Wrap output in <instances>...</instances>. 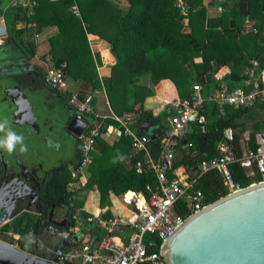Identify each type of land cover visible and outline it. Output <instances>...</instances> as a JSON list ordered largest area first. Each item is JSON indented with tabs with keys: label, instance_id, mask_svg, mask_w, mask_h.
I'll use <instances>...</instances> for the list:
<instances>
[{
	"label": "trees",
	"instance_id": "16d2710c",
	"mask_svg": "<svg viewBox=\"0 0 264 264\" xmlns=\"http://www.w3.org/2000/svg\"><path fill=\"white\" fill-rule=\"evenodd\" d=\"M36 1L38 5L31 15L20 5L8 11L6 18L12 30L19 36L25 33V30L15 29L19 21L35 24L38 33L56 26L59 33L50 38L52 56L67 62L68 77L92 83L94 86L99 82L96 68L88 62L91 48L87 33L99 35L109 41L112 52L118 60L113 67V76L107 88L112 110L119 117H123L126 113L135 115L137 123L133 129L138 134L151 138V156L156 160L160 158L163 150L162 140L166 132L163 118L175 114L177 110L167 109L164 114L156 115L153 110L145 106L146 99L155 96V93L143 87L136 88L134 102L131 104L130 85L137 78L151 74L155 85L159 87V94L169 99L170 93L177 105H181L191 100L193 96L195 84H191L193 72L190 69L196 70L194 72L198 84L205 89L211 90L215 87L216 90L223 80L231 83L235 80L246 82L249 76L247 73L243 74L242 70L250 65L251 59L257 60L264 54V48L260 47L257 52L245 56L241 43L243 38L238 40L243 34L240 27L244 18L255 21L253 30L257 31H252L253 34L249 36L255 33L264 34V0H240L234 7L223 5L221 29L206 28L207 9L203 0H117L121 3L125 1L130 6L129 11L124 15L117 5L108 0ZM221 1L228 3L227 0ZM74 3H77L81 17H77L74 13L72 9ZM254 37L258 38V35ZM32 47L35 48L36 45L33 44ZM197 58H202V62L196 63ZM225 65L230 66L234 71L223 80L215 79V73L218 71L214 70ZM229 88L234 89L232 85ZM259 104V107L264 109V103ZM250 110L227 107L224 116L219 115V111L216 110L207 116L205 131L193 123L188 135L175 141L176 159L173 169L183 167L187 172L198 170L203 161L222 157L224 154L219 147L225 143L233 149L234 161L230 164V170L234 182L245 188L259 181L256 163L243 162L245 156L242 140L246 130L242 119ZM228 128L235 131L232 142L225 139L224 133ZM256 135L257 133L253 132L249 142L252 152L257 148ZM121 139L125 146L131 147V139L128 136L123 134ZM143 160L145 156L137 154L133 162L136 164ZM90 171L92 174L86 188L96 187L99 190L102 205L105 204L110 192L120 196L131 190L148 195V187L154 190L159 188L155 173L147 168L138 172L135 167L130 170L125 169L119 162L106 167V163L97 153ZM71 175V171H66L49 181L45 190L47 203L71 207L73 196L77 195V192L68 190L72 180ZM193 178L196 179L195 188L203 192L209 204L229 194L223 177L216 171L202 175L198 171ZM82 206L83 203L76 199L71 207L72 221L77 215L84 223L83 230L74 236L80 240V237L89 235L90 241L99 243L109 235L108 229L95 219L90 220L91 215L88 213L78 212L76 208ZM178 211L185 216L189 214L184 203L180 204ZM109 218L111 214L107 212L103 219L109 220ZM43 220H46L45 225L42 224ZM50 225L52 224L47 217L37 219L30 214H24L14 221L12 231L25 237L30 229H34L38 236H42L44 228ZM69 228L70 224L66 229ZM121 228L124 229L123 226ZM9 230L10 227L6 226L2 231ZM151 239L153 237L150 235L146 237V241ZM48 244L54 250H59L62 246L61 240H53L51 237ZM159 247L160 242L157 247H148V252H158ZM43 258H48L47 252L43 254Z\"/></svg>",
	"mask_w": 264,
	"mask_h": 264
},
{
	"label": "crops",
	"instance_id": "0c3cea01",
	"mask_svg": "<svg viewBox=\"0 0 264 264\" xmlns=\"http://www.w3.org/2000/svg\"><path fill=\"white\" fill-rule=\"evenodd\" d=\"M33 1H35L37 3L34 6H32ZM108 1H110L114 5H117L122 10L123 15L126 14L130 9L129 4L126 3L125 1H122V3L120 1H117V0H108ZM238 1H240V0H227L228 3H223L221 0H203V4L207 9L206 28H208V29H221V15L223 12V5H226L227 7H230V6L234 7L238 3ZM16 5H20V6L25 7L26 12L31 15L34 13V8L38 5V2L36 0H30L29 2H24V3L17 2L16 0H0V25L4 24L6 26L7 36L5 38H7L8 36L11 35L12 37H14V38L17 37L18 39H21L22 41H24L26 44L30 45L32 50H33V53L29 54L30 56L28 55V57L30 58L29 61L31 64H36V65L43 67V68L46 67L47 69H49L51 67H53L55 69V63L59 59H55L51 54L52 46L50 43V38L58 35V33H59L58 28L56 26H53V27H49V28L44 29L41 33H38V32H36V25L35 24L27 23L25 21H19L16 24L15 29L18 31L19 30H25V33L22 36L17 35L15 33V31L12 30L10 22L6 18L8 11ZM72 9H73V11L75 9L78 10L79 16L77 15V17H81L77 3H74ZM74 13H75V11H74ZM241 22H242V25H241L240 29L243 31V34H242V36H240L238 38V40H242V38H243V40L241 42V43H243L242 51H243V54L248 57L249 53L257 52L260 49V47L264 48V36H263L264 34L255 33L254 35H258V38H255L254 35L249 36V35L253 34V33H251L252 31H254V32L257 31V30H253V27L255 25V21L250 20L248 18H244ZM249 30H250V32H249ZM187 32H190V30H187ZM44 34H47V37L44 36ZM44 37H46V39L42 40ZM87 38H88L89 45L91 48V55L89 57L88 62L91 66L96 68L97 81L99 83L96 86H94L92 83H86L83 80H75L71 77H68V72H67L66 76L60 72L64 76V78L66 77V79H65L66 85H65L64 89H62V91H68L69 93H71L73 95L72 89L77 88V90H76L77 94L73 95V97L77 98L81 102H84L85 98H87V96L92 95V97H93L92 107L96 110L97 114L96 115L82 114L76 108H73V109H71V111H69L67 108H64V107L60 108L61 106L58 108L59 105H57V108H56V106L52 107V105H51V108H49L50 101L44 100V102L46 101L47 104L46 103L41 104V106L42 107L46 106L48 108V109L47 108L46 109L50 110L52 113V114L47 113V115L51 114L52 116H55L56 118H58L60 115L64 116L65 118L69 116L70 121H65V123H66L65 124V130L66 131H67V127L70 124V122L76 117L85 121L88 124V128L85 130L83 135L80 137H75V135L68 133V135L65 136V138L67 137L65 142L59 143L60 141H57L56 137H54L55 134H53L56 131V127L51 131L48 130V132L44 131L42 133L43 129L41 128V123L39 120L36 125H37V127L38 126L40 127V133L36 134V133H30L27 131L26 138H28L30 141H32L31 138H35L36 142H38V144L40 146V150L39 149L35 150L34 148L31 147L30 152H31V150L34 149L33 151H35L36 154L28 153L29 157H27V156L22 157L16 153L15 156L20 161L19 163L24 165V166L31 167L32 165L41 164L43 166L44 170H50L51 168H53V165H58V166L63 165L62 164L63 161L60 160V157H59L60 155L54 154L53 158L51 157V155H49L48 157L44 155V154H48L47 152H49L50 148L62 149V153L67 151L66 153L68 155H70V157H71L75 152H77V147L75 144L76 140L82 139V137H84L86 134H88L90 129L94 128V126H98V127H100V136H99V140L97 141L96 150H95L94 155H93V162H92L91 166L94 163V156L97 153L99 158L102 159L104 161V163H106V167L115 165L116 163L119 162V164H121L125 169L130 170V169H133L135 167L138 172H142L144 168H147L148 156L145 155L144 153H140V152H137L136 150H134V148L132 146V140H131V147L124 145L121 138H122L123 134H125L124 133L125 127L122 125L121 121L118 120V118H120L122 121L124 120L126 126H129L131 129H133V126L136 125V123H137L136 117L132 113H129V114L126 113L123 117L117 116L112 110V107H111V104H110V101L108 98V94H107V88H108L110 79L113 76V67L118 63L117 57L112 52V45L109 41H107V40L103 39L102 37H100L99 35H96L93 33H87ZM0 39H3V38H0ZM33 44L36 45L35 48L32 47ZM62 60H64V59H62ZM201 62H202V58L196 59V63H201ZM66 64H67V62H66ZM67 67H68V64H67ZM250 69H254L256 71V76L259 79H261V80L264 79V54L260 55V57L257 58V60L251 59L250 65H248L245 69L242 70V71H244L243 74L248 73V71ZM229 70H230V73H228ZM190 71H196V70L190 69ZM214 71H218L217 73L222 74L223 76H222V79H220V80H223V79H225V77L230 75L231 71H234V69L232 70L230 66L225 65V66L221 67L220 69L214 70ZM195 77H196V75H195ZM195 82L197 83L196 78H195ZM222 84H227L228 86L232 85L234 88L243 87V88L249 90V86L243 80H235L232 83L230 81L223 80V83H221V85ZM137 87L147 88V89H150L151 91H153L155 93V96H151V97H148L146 99L145 106H146V108L153 110L156 115L164 114L167 109L177 110L176 109L177 103L175 102V99L172 96V94L169 93V95H168L169 99H167L163 95L159 94V90H158L159 87H157L155 85L153 77L151 74H146V75H143V76L137 78V80H135V82L130 85L129 102L131 104L134 102V95H135V90ZM214 88L215 87H212L211 90H209L208 88H206V89L204 88V90L207 93L209 91H213ZM22 89L24 90V88H21V90ZM27 89H29V88H27ZM169 90H171V89H169ZM96 96H101V98L98 99ZM164 99H166L167 101ZM33 100L36 101V99H33ZM37 102L40 105V103H39L40 101L37 100ZM259 105L256 106V108L251 109L248 112V114H246L243 117L242 121L246 123L248 120L253 121L255 118H257L259 115V111L264 110L263 108L259 107ZM15 112H16V109H15ZM177 113H179V111H177L175 114L177 115ZM173 115H170V116L163 118V124L165 126L169 125L170 120L173 117ZM247 117H248V119H246ZM11 118H12V122L15 125L14 116ZM11 118H10V122H11ZM42 118H43V121L46 123V129H48L50 127V125H52V124H50L51 123L50 120L45 118V116H42ZM39 119H41V117ZM251 125L253 126L255 133L260 134V133H258L257 130H258V128L264 126V121H260V120L254 121V122H251ZM6 127H7V123H6ZM27 127L28 126H24L23 128H27ZM102 129H104V130L102 131ZM148 129H149V127H148ZM245 130H246V132L250 133V131L248 129L245 128ZM0 131H1L0 133L2 136L6 135V133H7L5 129L0 130ZM49 142H51V145ZM47 146L49 147L48 150H47ZM64 149H65V151H64ZM243 149H244V156L246 159L248 154H250L252 151L250 152V150L247 149V144H243ZM247 152H248V154H247ZM137 154L144 155L145 160L139 161L135 164L133 162V159H134V156ZM150 154H151V147H150ZM56 160H58V161H56ZM91 166L89 167V169H87L85 171L84 176H83L82 188L80 191L77 192V195H76L77 199H79L83 203V206H82V208H79V209L76 208V209L78 210V212L84 211L85 213H88L89 215H91L90 220L95 219L96 222L100 223L103 227H107L106 222L108 220H104L103 216L106 215L108 212L111 214V218H109V220L117 221L119 224H121L120 228L122 226L124 227V229L121 228V231L123 233L125 232L127 235H131L132 230H131L130 224H128V222L131 219H133L134 215H133L132 209L127 204H125L124 199H123L124 194L127 193L128 191L123 193L120 196L116 195L114 192H110L109 196L107 197L105 204L102 205L101 204V193L99 192V190L96 187L93 189H87L86 188V185L89 182V179L91 178V174H92L90 171ZM14 169L15 168L13 167V170ZM17 170H19V169L17 168ZM197 172H198V170H196V169H193L191 172H187L185 170V168L181 167V168L175 170V174L171 173L170 176H177L183 182H186L188 180H193L194 179L193 177H196ZM155 175H156V173H155ZM156 177H157V175H156ZM228 190H229V188H228ZM56 206H57V209L55 212L54 219L58 222H63L69 216L70 219L68 220L69 222H67V225H68V223H70V228L69 229H61V228H58L54 224H52V225L57 227L58 230H60L62 232H71L69 237H67V239L69 241V245L64 249H59V250L65 252V253L77 252L82 247V245L84 243L90 241L89 235H84V236L80 237L79 238L80 240H77L74 236L75 234L80 233L81 230H83L84 223L81 220H79L78 216L76 215V216H74V219L76 220V226L73 228L71 226V222H72L71 214L73 213L72 208L68 207V206H66V207L58 206V205H56ZM26 214H30V215L36 217L37 219L41 218V217H46L43 215H38V214H36L30 210L25 212V215ZM19 218L20 217H17L16 219H19ZM16 219H14V220L10 221L8 224H6V226L10 227L9 231H6V232L2 231L4 229V227H6V226H0V233L3 235V237H6L7 235L8 236L13 235V237L15 239V241H8L7 240V242H10L11 244H15L14 247L22 249L24 251H27V252H29L33 255L39 256L41 258H43V254H45L46 252L48 253V258H45V259H53V258L57 257L55 255V252L58 250H54L53 248H51L52 246H50L49 244H48V246H46L47 244L44 245L45 250H43L42 253H35L31 249V244H29L27 242L26 237H23L19 234H15L12 231L13 224H14V221ZM30 230L28 231V233L30 232ZM45 235L50 236L51 239H53V240L59 239L63 243L62 237H59V236L53 235V234H49L46 231V227L44 228V231L42 232V236H39V241L41 243L43 242L42 239ZM118 236L119 237L121 236V232L118 233ZM118 236H117V238H118ZM0 238H2L1 235H0ZM66 263L67 264H84L82 259H72V260H68Z\"/></svg>",
	"mask_w": 264,
	"mask_h": 264
},
{
	"label": "built area",
	"instance_id": "2783aa9c",
	"mask_svg": "<svg viewBox=\"0 0 264 264\" xmlns=\"http://www.w3.org/2000/svg\"><path fill=\"white\" fill-rule=\"evenodd\" d=\"M17 2H29L30 0H16ZM35 1L32 6L36 5ZM79 16L78 10H74ZM250 32V30H249ZM230 73V70L229 72ZM219 73L215 74V79L220 80ZM249 78L246 84L249 90L243 87L230 89L227 84H222L219 88L206 93L201 84L193 86V96L191 100L177 105L176 109L179 114H174L162 140V154L158 160L153 159L150 154L151 138L140 135L129 126H126L124 120L121 121L125 127L124 133L131 138L134 150L144 153L148 156L147 169L155 172L159 181L158 190L148 187L149 194L141 192L128 191L124 194L123 199L133 211V219L128 224L132 230L131 235L121 231L120 225L115 220L106 222L109 235L101 242L95 243L88 241L82 245L77 252L65 253L61 250L55 252V255L64 260L62 264H67L68 260L82 259L84 264H166L161 256V248L164 241L179 227L188 217L201 211L209 205L202 191L195 188L196 179L183 182L175 174L173 165L176 159L175 141L185 138L192 130L193 123L206 130L207 116L219 111V115H226L227 107L234 109H252L259 103H264V79L256 78L254 69L248 71ZM48 82L52 87L60 90L64 89L66 83L64 76L56 71L53 67L48 69ZM93 97L87 96L84 102L74 98L76 109L82 114L96 115V110L92 107ZM225 139L229 142L234 140L235 131L231 128L225 130ZM100 136V127L94 126L88 134L82 137L81 155L77 165L71 169V182L68 186L70 192H78L83 185L84 173L93 162V154L96 150L97 138ZM251 134L244 133L242 144H249ZM257 148L244 157L243 162L250 164L256 163L259 181L264 182V133L256 135ZM224 154L207 161H203L198 168L199 174L202 175L209 171H216L220 174L229 188V193L241 189L232 177L230 164L234 161L233 149L230 145L222 143L219 147ZM140 165V164H139ZM76 195L73 196L71 207L74 205ZM184 203L188 211L185 216L178 211L180 204ZM42 224H46L43 220ZM49 234L59 237H69L71 232H61L57 227L46 226ZM121 232V236L118 233ZM153 239L146 241L147 236ZM118 236V238H117ZM29 244L40 242L39 236L34 229L25 236ZM156 240H155V239ZM158 252L149 253L148 247L158 246ZM15 246V244H12ZM50 250V249H49ZM51 251V250H50Z\"/></svg>",
	"mask_w": 264,
	"mask_h": 264
},
{
	"label": "water",
	"instance_id": "95a60500",
	"mask_svg": "<svg viewBox=\"0 0 264 264\" xmlns=\"http://www.w3.org/2000/svg\"><path fill=\"white\" fill-rule=\"evenodd\" d=\"M6 36V26L2 24L0 38ZM55 70L66 76L68 67L65 60H57ZM17 88L21 91L22 86L18 84L14 91ZM22 94L21 91V102L13 97L16 109L15 125L28 126L34 130L39 117L33 111L28 97L24 98ZM58 118L63 122L70 121L69 116L65 118L60 115ZM87 128L88 124L76 117L68 125L67 133L80 137ZM0 137H2L1 133ZM2 150L0 149V154L3 155ZM11 154L12 161L17 160L16 154L14 152ZM4 163L8 168L5 160ZM13 165L22 168V164L19 165L17 162ZM25 186L31 193L33 192L32 187L26 183H21V186L17 187L14 185L2 187L4 189L10 187V189L4 196L0 192V226H6L10 221L29 211L25 208L26 198L29 197L22 194ZM56 209L57 206H53L49 215L47 213L45 216L51 224L66 229L69 216L63 222L56 221L54 219ZM71 226L73 228L76 226V220L71 222ZM1 236L0 264H62L64 262L58 257L45 259L14 247L7 242V240L15 241L13 235ZM62 239L61 249H64L69 245V241L66 236ZM160 253L166 264H264V182L254 183L229 193L188 217L164 241Z\"/></svg>",
	"mask_w": 264,
	"mask_h": 264
},
{
	"label": "flooded vegetation",
	"instance_id": "af4514ba",
	"mask_svg": "<svg viewBox=\"0 0 264 264\" xmlns=\"http://www.w3.org/2000/svg\"><path fill=\"white\" fill-rule=\"evenodd\" d=\"M31 53H33L31 46L17 37L14 38L10 35L7 38L0 39V123L5 122L8 117L10 119L14 116L15 108L13 105V97H15L18 102H21V91L24 98L32 97L33 99L40 101V105L46 103L44 100H49V108H51V105L52 107L56 106V108L57 105H59L58 108L61 106L60 108L64 107L69 111L76 108L74 105V97L71 93L52 87L49 84L48 69L46 67L43 68L30 63L28 55ZM18 84H20L24 90L22 89L20 91L17 88V90L14 91V88L17 87ZM51 114L46 117L50 120V124H52L50 125V131L56 127V131L53 133L55 134L54 137H56V135H60L59 138H56V140L60 141L59 143L65 142L67 138H65V136L68 135L65 130L66 123ZM27 131L39 134L40 127H37L36 125V129L34 130L27 127L26 133ZM81 143L82 139L76 140L75 144L77 152H75L71 157L66 153L67 151L62 153V149H56L57 152L55 155H60L59 157L60 160L63 161V165H53V168L50 170H44L41 164L32 165L31 167L22 165V168H18L19 170H17V166L13 165V163L17 162L20 165V161L18 159L12 161L10 152L3 149V155L0 154L1 194L3 196L6 195L10 189V187L6 189L2 187H7L8 185H14V187H17L21 186V183H26L32 187L33 192L31 193L26 186L24 187L22 194L29 197L26 198L27 201L25 203V208L38 215L45 216L47 213L49 215L53 206L56 205H51L45 201V190L47 184L56 175L66 171H71V169L77 165L81 155ZM51 157L53 158L54 154H51ZM4 160L8 163V168H6ZM12 165L15 168L14 170Z\"/></svg>",
	"mask_w": 264,
	"mask_h": 264
},
{
	"label": "rangeland",
	"instance_id": "374dc122",
	"mask_svg": "<svg viewBox=\"0 0 264 264\" xmlns=\"http://www.w3.org/2000/svg\"><path fill=\"white\" fill-rule=\"evenodd\" d=\"M44 36H46L47 37V34H44ZM46 37H44L42 40H45L46 39ZM193 73H192V85H194V84H196V82H195V72L194 71H192ZM226 72V71H225ZM256 72V71H255ZM225 74V73H224ZM219 75V77H222L223 75L222 74H218ZM221 75V76H220ZM256 78H258L257 76H256ZM72 89V88H71ZM73 90V95H75V94H77L76 93V90H77V88H75V89H72ZM98 99H100L101 98V96H96ZM30 102H31V105H32V107H33V111L37 114V116L38 117H41V119H40V123H41V128L43 129L42 130V133L45 131V132H48V130L50 131V127L48 128V129H46V123L43 121V118H42V116H45V118L47 117V113H51V111L50 110H47L48 108L45 106V107H42L41 105H39L36 101H34L33 100V98L32 97H28L27 98ZM47 108V109H46ZM50 111V112H49ZM246 119H248V117L246 118ZM258 120H260V121H264V110H260L259 111V115H258V117L257 118H255L253 121H250V120H248L246 123H245V128L246 129H248L249 131H250V134L252 135V133L253 132H255V130H254V128H253V126L251 125V122H254V121H258ZM6 123H7V127L6 128H4L5 130H6V132L8 131V130H13V131H15V132H17V134H19V135H22L23 137H24V144L27 146V151L26 152H20L19 151V145H17V147H16V149L13 151L15 154L17 153L18 155H20V156H22V157H29V155H28V153H30V154H36V152L35 151H33L34 149L35 150H40V146H39V144H38V142H36V140H35V138H31V140L32 141H30L28 138H26V128H23V127H18V126H16V125H14V123L12 122V118H11V122H10V119H9V117H8V119L5 121ZM2 123V122H1ZM258 133H264V126H262V127H260V128H258ZM244 135V134H243ZM59 136L60 135H56V138L58 137L59 138ZM50 143V145H51V142H49ZM34 148L33 150H31V152H30V148ZM48 146H47V150H48ZM247 149H251L250 148V146H249V144L247 145ZM251 151V150H250ZM56 149L55 148H50L49 149V152H47L48 154H44L45 156H49V155H51V154H56ZM249 152V151H248ZM248 152H247V154H248ZM10 155H11V158H12V154L10 153ZM50 239V237H48V236H44L43 237V242L41 243V242H35V243H32L31 244V249L35 252V253H42V251L43 250H45V248H44V245H46V246H48V241H49V239Z\"/></svg>",
	"mask_w": 264,
	"mask_h": 264
},
{
	"label": "clouds",
	"instance_id": "9594fccd",
	"mask_svg": "<svg viewBox=\"0 0 264 264\" xmlns=\"http://www.w3.org/2000/svg\"><path fill=\"white\" fill-rule=\"evenodd\" d=\"M6 127V122L0 123V130ZM19 145L20 152H26L27 146L24 144V137L17 134L13 130H8L6 135L0 137V149H6L8 152H13Z\"/></svg>",
	"mask_w": 264,
	"mask_h": 264
}]
</instances>
